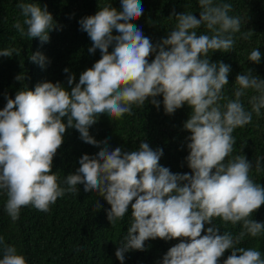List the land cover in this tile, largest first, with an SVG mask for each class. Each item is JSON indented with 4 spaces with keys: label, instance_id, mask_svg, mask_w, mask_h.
<instances>
[{
    "label": "clouds",
    "instance_id": "obj_1",
    "mask_svg": "<svg viewBox=\"0 0 264 264\" xmlns=\"http://www.w3.org/2000/svg\"><path fill=\"white\" fill-rule=\"evenodd\" d=\"M198 4V19L192 12L173 10L169 18H175V27L155 46L131 23L143 14L141 0H121L119 11L105 4L95 15L79 21L92 41L89 52L99 49L101 58L81 73L70 92L59 82H43L34 91L22 88L14 99L7 98L0 110V190L6 192L5 211L13 222L22 207L48 212L59 197L77 195V186L83 185L84 192H95L111 206L107 210L111 227L123 219L131 204L132 220L115 252L121 264L125 252L143 251L145 241L156 238H181L162 264H219L229 249L231 255L223 264H264L259 251L237 247L246 235L255 238L264 233V223L250 219L264 205V186L251 178L253 164L244 155L226 160L236 143L234 129L251 123L253 113L260 116L264 109V79L249 69L237 74L234 99L223 94L230 66L210 62L209 52L231 51L233 34L241 32L242 20L229 15L233 6L223 0H198ZM17 7L23 21L17 20L13 27L20 36L48 42L55 24L47 7L23 0ZM201 26L210 34L197 35ZM252 35L248 30L241 38ZM13 53L19 55L15 48L0 50L2 57ZM247 59L259 64L261 52L253 49ZM30 60L44 67L45 57L39 52ZM15 79L22 81L24 76ZM74 80V75L69 76L68 84ZM248 90L255 93L248 100L250 110L241 101ZM160 95L167 114L184 104L192 109L184 123L191 133L186 157L191 174H173L161 166L163 150H153L146 142L138 151L124 152L120 147L111 150L107 140L97 142L89 135L101 114L116 119L133 115V106H143L148 98L159 108L155 98ZM66 127L78 130L80 138L99 151L94 157L83 155L80 167L65 177L66 187H62L52 165ZM255 169L261 170L260 159ZM101 207L97 201L93 211ZM217 217L233 225L242 223V230L237 235L219 234V228L212 226L202 236L205 223ZM0 249V264H27L25 256L5 243L3 236Z\"/></svg>",
    "mask_w": 264,
    "mask_h": 264
},
{
    "label": "trees",
    "instance_id": "obj_2",
    "mask_svg": "<svg viewBox=\"0 0 264 264\" xmlns=\"http://www.w3.org/2000/svg\"><path fill=\"white\" fill-rule=\"evenodd\" d=\"M19 2L21 0H0V50L15 48L19 52V55L13 53L11 57L0 56V110L6 106L7 98L14 99L22 88L34 91L36 85L43 82H59L70 92L79 83L81 73L101 58L99 49L94 53L89 52L92 41L81 30L79 21L95 15L105 4L121 10V0H23L25 3H37L42 9L46 6L53 16L55 27L48 32L49 41L41 42L39 37H21L13 27L17 20L23 21L21 10L17 7ZM223 2L233 6L229 15L241 17V32L233 34L235 43L231 51H210L209 58L210 62H223L230 66L229 84L224 86L223 94L234 99L237 74L251 69L253 74L264 79V0ZM141 3L143 14L131 23L154 46L167 38L175 27V18H169L173 10L176 14L189 11L199 18L198 0H141ZM248 30H252L253 35L247 40L242 39L241 34ZM196 31L197 35L210 34L205 26ZM113 34H116L115 29ZM256 48L261 52L259 64L247 59ZM112 50L110 46L109 52ZM37 52L45 57L44 67L30 60V56ZM154 57L155 53L150 55L149 62ZM64 69H68V72L65 73ZM18 75H23L24 79L16 80ZM72 75L75 80L70 86L68 77ZM253 94L255 93L248 90L241 98L246 110L251 109L248 100ZM151 99L148 98L141 107L134 105L133 115L125 114L116 119L101 114L89 128V135L97 142L107 140L111 150L120 147L124 152L138 151L139 145L146 142L153 150H163L159 160L161 166L167 167L173 174H191L192 170L186 160L190 151L187 148L190 140L187 138L191 133L184 129V123L192 112L191 107L184 104L173 114H167L162 95L155 98L160 101L159 108L151 103ZM62 122L67 125V117L62 118ZM232 135L236 143L233 145V153L226 160L235 155H244L253 164L251 178L264 186V109H261L260 116L253 113L252 122L237 127ZM98 151L97 147L80 138L78 130L66 127L63 143L53 158L52 173L58 176L61 186L66 187L63 180L68 174L76 173L80 167V158L85 154L94 157ZM257 159L261 161L259 172L255 169ZM77 187V195L66 193L59 197L50 205L48 212L39 211L31 205L22 207L19 219L15 222L5 211L6 192L0 190V236L4 237L5 243L15 246L18 254L25 256L27 264H121L115 252L132 220L131 204L123 219L115 227H111L107 219V210L111 206L107 201L95 192H84L83 185ZM97 201L102 207L93 211ZM134 202L135 200L132 201ZM250 219L264 223V205ZM212 226L219 228V234L231 232L237 235L242 230V223L233 225L217 217L213 218L211 224L205 223L201 235H205L207 228ZM179 242L181 238L146 240L143 251L125 252L123 264H162L168 250ZM237 247L255 249L264 259V233L255 238L246 235ZM231 251H225L219 258V264H223ZM2 258L0 249V259Z\"/></svg>",
    "mask_w": 264,
    "mask_h": 264
}]
</instances>
